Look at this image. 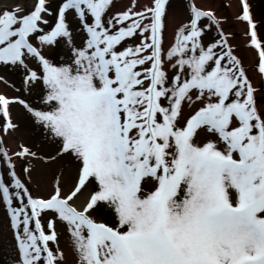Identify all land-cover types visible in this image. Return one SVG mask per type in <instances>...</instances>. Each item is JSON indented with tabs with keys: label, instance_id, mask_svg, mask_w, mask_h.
I'll use <instances>...</instances> for the list:
<instances>
[{
	"label": "snow or ice",
	"instance_id": "6c2138e0",
	"mask_svg": "<svg viewBox=\"0 0 264 264\" xmlns=\"http://www.w3.org/2000/svg\"><path fill=\"white\" fill-rule=\"evenodd\" d=\"M238 9L264 80V17ZM224 20L199 0L0 5V67L22 89L0 92V264H264V85ZM14 103L60 162L46 195L16 168L41 153L4 144Z\"/></svg>",
	"mask_w": 264,
	"mask_h": 264
},
{
	"label": "rangeland",
	"instance_id": "374dc122",
	"mask_svg": "<svg viewBox=\"0 0 264 264\" xmlns=\"http://www.w3.org/2000/svg\"><path fill=\"white\" fill-rule=\"evenodd\" d=\"M203 1L209 3L210 1H212V3H216L217 1L219 2L218 9L222 11L221 17H226V20H224L222 23V27L225 32L231 33V36L229 37V42L231 45L234 46L233 48L234 53L242 60V63L244 64L249 76L254 77L257 75L258 77V73L255 70V63L257 62V58H255L251 62L248 60L247 48L250 47L247 44L248 37L245 35V32L239 31L236 28L235 21L239 19H237V16L234 17L230 11V7H229L230 0H203ZM123 2L124 0H114L117 9H122L124 7ZM251 3L253 4L254 16L258 20L264 17V0H251ZM171 31H173L174 33V24L172 21H169L167 28L165 30L166 42L169 40V37L171 38L173 35ZM259 31L261 36L264 37V25L259 26ZM210 36H212V33H209L207 36L204 37L205 41H207ZM251 52L253 54L256 53V51L253 48ZM0 75L5 76L9 81L12 82L10 84L0 82L1 83L0 88L2 92L6 93L9 96L20 95L22 93V89L20 85V77L17 74L7 71L4 68L0 67ZM261 82L262 81L260 80L258 81L259 84ZM13 85L15 86L13 87ZM23 94L26 97L28 96L27 93H23ZM31 99L35 101L36 100L35 95H33ZM11 113H12V118L15 122H17L18 127L9 135L4 136V144L5 146H7L8 142H12L16 149V146L19 143L23 142L25 144L31 145L33 147V150L41 153V156L38 158H32L31 160H29L28 158L24 160H17L16 168L18 173H20V175L24 178L25 183L27 184V186L30 188V190L34 195H46L50 190V186L46 187L47 185L46 178H50L52 181H54L55 176L60 175L61 172L60 162L57 161L55 163H52V162L44 161L42 159L43 155L51 154L53 146L47 143H43L39 138H37L32 133L22 106H20L19 104L11 105ZM29 162H31L34 165V167L30 170L29 173L31 179H28V176L25 175L21 170L22 164ZM71 176H72L71 165H66L63 168V175L61 177L62 186L65 187L66 184L68 185V183L71 180ZM43 183L46 184L45 188ZM43 219L44 218L42 217V221ZM4 227L5 226L3 223V209H0V233L3 232ZM57 228L58 229L60 228L59 223L57 224ZM60 246L65 247L64 237H61Z\"/></svg>",
	"mask_w": 264,
	"mask_h": 264
},
{
	"label": "bare ground",
	"instance_id": "6f19581e",
	"mask_svg": "<svg viewBox=\"0 0 264 264\" xmlns=\"http://www.w3.org/2000/svg\"><path fill=\"white\" fill-rule=\"evenodd\" d=\"M15 2H20V0H0V5H11V4H13V3H15ZM28 2L29 3H31V0H28ZM129 2H130V0H124V2H123V5H124V7L125 6H127L128 4H129ZM138 2L139 3H144L145 2V0H138ZM199 2H200V4L202 5V6H205V7H211V8H213L215 11H216V14L218 15V16H220L221 17V15H222V11L221 10H219L218 9V4H219V2L217 1L216 3H212V1H210V3L209 2H205V1H203V0H199ZM229 3H230V11H231V13L233 14V16L234 17H236L237 16V12H238V0H230L229 1ZM123 7V6H122ZM235 24H236V28L239 30V31H242V32H246V24H245V22H243V21H241V20H236L235 21ZM172 33H173V31H171ZM172 38V37H171ZM170 37H169V40L171 39ZM245 39V38H244ZM246 41V40H245ZM247 54H248V60L251 62V61H253L255 58H256V53L255 54H253L251 51H252V47H249V48H247ZM252 79H253V82H254V84H256V83H258V81H259V77H257V75L256 76H252L251 77ZM0 87H1V83H0ZM0 92H2L1 91V88H0ZM15 104V103H14ZM13 105V104H12ZM9 143V144H8ZM7 143V147L10 149V150H15V147H14V145H13V143L12 142H8ZM44 178V177H43ZM46 182H47V185L45 184V183H43L44 184V188H45V185H46V187H49L50 186V189H51V186H52V180L50 179V178H46ZM45 182V181H44ZM65 187H67V184L65 185ZM82 197H83V194L81 195V197H78L77 199H78V201L80 200V199H82Z\"/></svg>",
	"mask_w": 264,
	"mask_h": 264
}]
</instances>
